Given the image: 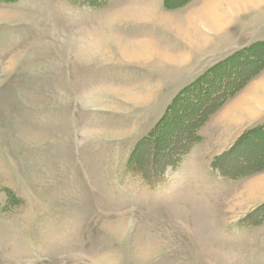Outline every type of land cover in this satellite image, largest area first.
<instances>
[{"label": "rangeland", "instance_id": "1", "mask_svg": "<svg viewBox=\"0 0 264 264\" xmlns=\"http://www.w3.org/2000/svg\"><path fill=\"white\" fill-rule=\"evenodd\" d=\"M211 3L0 0V264H264V171L246 168L264 142L244 138L264 125V69L189 146L195 116L174 105L264 41V0ZM192 10L217 29L184 37ZM148 43L173 58L117 50Z\"/></svg>", "mask_w": 264, "mask_h": 264}, {"label": "trees", "instance_id": "2", "mask_svg": "<svg viewBox=\"0 0 264 264\" xmlns=\"http://www.w3.org/2000/svg\"><path fill=\"white\" fill-rule=\"evenodd\" d=\"M169 0H167L168 2ZM189 1V0H185ZM169 7V3H167ZM264 69V41L257 42L247 48L240 49L233 55L219 62L213 69L204 73L194 83L187 86L181 94H179L174 102L183 104L187 102L186 107H180L179 111L185 113L188 118L195 116V120L190 123L191 135L188 146L192 143L196 136L195 133L209 118L219 110L231 97L237 94L252 78L257 76ZM220 81V83L216 82ZM225 81L226 87L223 86ZM215 85H219L214 89ZM220 87V89H218ZM218 89V90H217ZM172 108V107H171ZM184 108V109H183ZM185 119V123H186ZM185 125L183 124V127ZM186 127V126H185ZM246 140L257 138L264 142V125L259 126L254 130H250L245 134ZM169 150L170 147L168 146ZM187 149V146H186ZM186 151V150H185ZM177 152L180 157L184 152ZM136 156L134 153L133 158ZM245 167V166H244ZM246 168H249L251 173L264 171V157H253L247 162ZM232 169V168H230ZM223 169H221L222 171ZM233 171V170H232ZM248 171V170H247ZM223 173L225 170L222 171ZM247 174L245 171L241 174ZM240 173L226 172L230 177H237Z\"/></svg>", "mask_w": 264, "mask_h": 264}, {"label": "bare ground", "instance_id": "3", "mask_svg": "<svg viewBox=\"0 0 264 264\" xmlns=\"http://www.w3.org/2000/svg\"><path fill=\"white\" fill-rule=\"evenodd\" d=\"M222 1L223 0H212V3L211 4H214V3H221L222 4ZM226 1H230V3H238L237 6L235 7L234 11H237V12H241L244 8H248V3L252 2L253 0H226ZM256 2H259L261 0H255ZM211 7V6H210ZM199 10H192L191 12V15L188 17L189 19H187V21L189 23H187L186 19H181V18H174V25L176 27L177 30H179L183 35L184 37L190 39V41H194L193 39H196L193 37V33H192V23H196V21H200L202 24H205L207 25L208 28L210 29H217V27L219 26V22H218V19L217 20H214L213 18H210L211 15L208 14V12L206 13H202L201 15L200 14H197ZM209 11H212L213 10H209ZM133 14H135L134 16L135 17H138L140 19H147L148 17L151 16V12H144V11H138V12H134ZM176 19V21H175ZM222 21V20H220ZM108 42H105V41H100L99 43H96L94 44L92 47L97 50L98 48H102V46L104 47H107V44ZM139 45V44H138ZM132 46V45H131ZM92 48V49H93ZM154 49L156 51V53L160 56V57H165V58H168V59H171L173 57H171L170 55H167L166 53H164L162 50H158V49H155L154 48V45L153 44H141L140 46H132V47H129V46H126V45H119L117 46V50L119 49L120 51H122V54L128 56V57H138V56H144V57H147L148 55H150V49ZM92 52V51H91ZM154 52V51H153ZM152 52V53H153ZM255 87L258 89V88H262L264 89V81L263 82H259L255 85ZM253 89V88H252ZM248 97V98H246ZM248 100V102H247ZM252 99L250 98V96H244L240 101H238L237 103H234L232 104V108L230 107L229 110L227 109L225 113L227 114H231L233 112V110H237V108H243L244 111H247V109H253L252 106L250 105V101ZM246 101V104H244V102ZM255 187H258V186H262L264 187V179H261L259 181H256L255 182Z\"/></svg>", "mask_w": 264, "mask_h": 264}]
</instances>
